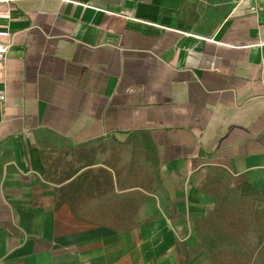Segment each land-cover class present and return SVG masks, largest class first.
<instances>
[{
	"label": "crops",
	"instance_id": "obj_1",
	"mask_svg": "<svg viewBox=\"0 0 264 264\" xmlns=\"http://www.w3.org/2000/svg\"><path fill=\"white\" fill-rule=\"evenodd\" d=\"M0 26V264H180L182 234L209 264L208 176L264 201V0H0Z\"/></svg>",
	"mask_w": 264,
	"mask_h": 264
},
{
	"label": "trees",
	"instance_id": "obj_2",
	"mask_svg": "<svg viewBox=\"0 0 264 264\" xmlns=\"http://www.w3.org/2000/svg\"><path fill=\"white\" fill-rule=\"evenodd\" d=\"M88 158V157H87ZM82 159V157H81ZM90 162H85L84 166L93 165L95 163L94 158L90 157ZM58 178H56V173H50V169L48 171L45 170V177L49 180L54 181L56 183H62L72 179L74 172L71 170L61 171ZM88 179V175L85 174L83 178H81L80 182L76 185V189L74 192L70 183L63 186V188L59 189V196L57 204H61L63 201H66L70 204L73 212L77 217L80 216V202L78 201L81 197H87L90 186H85L84 182ZM107 184L112 185L105 189L98 187L97 190L102 193H106L109 189L114 188L113 179H105ZM218 181L215 176H208L206 182L204 183L202 190L207 193H212L216 196V206L214 209L205 217H193L194 222V230L197 235L199 244H202L203 239L209 236L212 232L215 233L216 229H220V226L223 225L226 229L227 233H231L235 238H243L246 237L247 232L250 228V223L248 217L244 215V212L241 208L237 210L227 209L224 210L223 202L226 199L225 190L218 189ZM64 193V194H63ZM91 193V192H90ZM63 195V196H62ZM249 202V201H248ZM252 201V203H254ZM174 214L182 216L179 212L178 208L175 206H171ZM127 208V207H126ZM128 211L129 208H127ZM255 216V215H253ZM260 220V219H258ZM148 220L140 222L141 224L147 223ZM91 223L94 224H111V225H122L125 226L131 224L132 222H123V221H98L94 220ZM261 256L263 257L261 261L256 262L253 260V252L249 253L248 256H243V258H239V256L232 255L228 250L224 248L216 249L209 252V264H264V250L262 247L259 248ZM177 252L179 255L180 264H191V252L188 247L185 239V235H179L177 237ZM238 257V258H237Z\"/></svg>",
	"mask_w": 264,
	"mask_h": 264
},
{
	"label": "rangeland",
	"instance_id": "obj_3",
	"mask_svg": "<svg viewBox=\"0 0 264 264\" xmlns=\"http://www.w3.org/2000/svg\"><path fill=\"white\" fill-rule=\"evenodd\" d=\"M130 158L128 155L125 158L129 172L144 165L139 158L136 159L135 155ZM131 180L127 176V181ZM223 206L224 210H237L238 208L243 210L244 215L248 217L250 223L246 237L235 238L231 233H227L224 226L221 225L220 229H216L215 233L212 232L203 239L202 247L208 250V252L224 248L232 255L239 256L240 259L243 256H247L248 258L249 253L253 252V260L256 262L261 261L263 257L261 256L259 248L262 247V250H264V201L255 200L252 203V201H247V196H236L235 193H230L223 202Z\"/></svg>",
	"mask_w": 264,
	"mask_h": 264
},
{
	"label": "built area",
	"instance_id": "obj_4",
	"mask_svg": "<svg viewBox=\"0 0 264 264\" xmlns=\"http://www.w3.org/2000/svg\"><path fill=\"white\" fill-rule=\"evenodd\" d=\"M10 31L6 27H1L0 26V60H5L7 57L9 50H10V44L3 42V38H8L10 36ZM7 99V94L5 90L0 89V102H4Z\"/></svg>",
	"mask_w": 264,
	"mask_h": 264
}]
</instances>
